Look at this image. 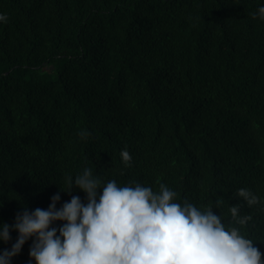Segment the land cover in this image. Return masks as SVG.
Returning a JSON list of instances; mask_svg holds the SVG:
<instances>
[{
	"label": "trees",
	"instance_id": "obj_1",
	"mask_svg": "<svg viewBox=\"0 0 264 264\" xmlns=\"http://www.w3.org/2000/svg\"><path fill=\"white\" fill-rule=\"evenodd\" d=\"M264 0H0V226L101 187L164 184L264 257ZM255 18H253V15ZM86 132V137L81 133ZM127 149L125 164L120 153ZM250 190L259 203L236 197ZM102 189L98 190V196ZM223 199L219 208L216 201ZM252 217L236 224L230 207ZM64 222L51 227L59 229ZM59 235V232H57ZM29 239L11 264H36Z\"/></svg>",
	"mask_w": 264,
	"mask_h": 264
},
{
	"label": "clouds",
	"instance_id": "obj_2",
	"mask_svg": "<svg viewBox=\"0 0 264 264\" xmlns=\"http://www.w3.org/2000/svg\"><path fill=\"white\" fill-rule=\"evenodd\" d=\"M258 15L264 20V6ZM6 20L0 15V21ZM120 155L125 164L131 160L127 149ZM67 183L70 190L61 191L71 195L73 187L78 188L86 194L87 204L72 196L57 209L56 194L48 210L18 214L17 241L0 254V264H11L33 237L29 254L36 264H264L259 249L237 227L226 228L211 207L201 211L187 201L174 202L177 193L164 184L159 192L139 183L118 186L115 180L101 187L100 178L88 168L74 180L67 177ZM235 195L248 207L260 202L247 189ZM222 201H216L217 208ZM239 212V204L230 207L236 224L245 226L252 217ZM55 222L64 223L57 229L51 227ZM11 230L7 224L0 226V241L8 243Z\"/></svg>",
	"mask_w": 264,
	"mask_h": 264
}]
</instances>
